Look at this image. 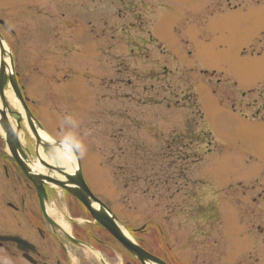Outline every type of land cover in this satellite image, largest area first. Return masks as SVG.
<instances>
[{"label":"rangeland","instance_id":"1","mask_svg":"<svg viewBox=\"0 0 264 264\" xmlns=\"http://www.w3.org/2000/svg\"><path fill=\"white\" fill-rule=\"evenodd\" d=\"M35 1L0 0L15 70L119 226L151 253L164 236L179 264H264V3L219 0L209 15L208 0H56L43 20ZM186 119L207 133L194 166L176 147L156 151ZM43 155L62 166L58 149ZM51 187L60 222L76 203ZM104 241L108 264H123Z\"/></svg>","mask_w":264,"mask_h":264},{"label":"flooded vegetation","instance_id":"2","mask_svg":"<svg viewBox=\"0 0 264 264\" xmlns=\"http://www.w3.org/2000/svg\"><path fill=\"white\" fill-rule=\"evenodd\" d=\"M42 1V3L35 1L37 11L44 14L47 9V19L44 16L41 18L51 20L56 14V0ZM231 1H235L237 7L241 5L238 1L242 0ZM255 3L263 4L264 0H256ZM21 13L23 20V12ZM0 21L1 35L9 44L7 42L9 22L1 18ZM15 74L23 101L15 100L13 104L9 102L6 92L10 90L7 84L0 94V264H108V260L115 257L110 247L112 245L90 231L89 226L95 224L86 217L82 226L76 222L79 218H84L80 217V214L85 216V211L76 204V210L69 208L67 201L68 214L61 210L59 224L56 213H53V207L57 205L53 199L56 191L47 184H42L44 195L40 196L37 191L36 187L40 185L35 184L34 180L40 175L41 160L36 149V140L25 121L24 109L34 125L37 124V127L41 125L45 132L46 130L37 117L35 102L28 99L25 94L21 76L16 70ZM193 130L189 127L188 133H180L170 140H165L162 144L165 148L160 150L163 149L165 155L168 149L177 146L181 161L195 165L198 161L201 138ZM185 140L188 141L187 144L184 143ZM185 146L188 149H185ZM159 154L161 155V152ZM63 194L68 196L64 192ZM183 198H186L185 196L181 199L186 200ZM187 201L191 204L196 203L194 197ZM61 224L66 225L70 231L67 232ZM160 253L168 264H179L177 260H169L164 251ZM123 262L138 264L132 259Z\"/></svg>","mask_w":264,"mask_h":264},{"label":"water","instance_id":"3","mask_svg":"<svg viewBox=\"0 0 264 264\" xmlns=\"http://www.w3.org/2000/svg\"><path fill=\"white\" fill-rule=\"evenodd\" d=\"M2 45H3V40L0 36V50H3ZM12 68L13 67L11 66V71ZM11 71L9 75H6L5 72L2 70L0 64V94H2V89L6 81H8L17 99L22 102L20 93L13 79V74L11 73ZM24 113H25V119L32 133L34 134L37 145L41 144L44 149L47 148L62 149L61 143L40 142V140L38 139L35 133V128L32 119L28 114V112L26 111V109H24ZM38 128H40V126ZM3 129L6 132L5 128ZM66 146L71 150L76 161V166L73 169V172L67 173L64 169L54 168L44 162H41L42 166L46 169V173L49 175L45 176L43 174H40L38 177H35V180L38 181L36 182L34 180L35 184L40 185L36 187L39 195L40 196L44 195L42 184H52L57 188L63 189L64 191L72 195L74 198H76L81 203V205H83L86 208L92 219L96 223H98L101 227H103L138 262H140L141 264H164L156 257L145 252L143 249L137 246L132 240H130L126 235L123 234L114 215L99 200H97L88 190L80 171V165L77 158V154L71 146L69 145ZM52 171L58 173L62 177V179L50 175V172ZM25 172L27 173V171Z\"/></svg>","mask_w":264,"mask_h":264},{"label":"bare ground","instance_id":"4","mask_svg":"<svg viewBox=\"0 0 264 264\" xmlns=\"http://www.w3.org/2000/svg\"><path fill=\"white\" fill-rule=\"evenodd\" d=\"M1 34V32H0ZM2 49L3 50H0V64H1V68L2 70L5 72V74H10V54L8 53V50H7V47L5 46V44L2 45ZM3 54V55H2ZM8 99L10 100V98L8 97ZM12 104H13V101H12ZM40 138L42 140H46V141H50V138L48 136H46V134L40 130H37ZM59 150V158L61 160V164L62 166H64L66 168V171L67 172H73V168L75 167L76 165V162H75V159L73 157H68L66 154H65V150H62V149H58ZM43 157V156H42ZM39 172L40 169H39ZM62 228L66 229L67 232L68 229H67V226L61 224ZM124 231V234H125V230Z\"/></svg>","mask_w":264,"mask_h":264},{"label":"snow or ice","instance_id":"5","mask_svg":"<svg viewBox=\"0 0 264 264\" xmlns=\"http://www.w3.org/2000/svg\"><path fill=\"white\" fill-rule=\"evenodd\" d=\"M208 3H213V4L216 5L215 10H213V9H210V10H209V15H215V14H216V10H219L220 7H221V5H220V3H219V0H208ZM223 3H224V5H226L227 7L232 8L233 10H235L236 5L232 4V3L230 2V0H223ZM205 7H208V4H206ZM186 26H187V22H180V23H177V24L175 25L176 35H177L178 37H183V38H185V42H187L186 37H184V33H185V30H186ZM200 38H206V37H204L203 35H201ZM241 54L243 55V53H241ZM189 55H191V52H189Z\"/></svg>","mask_w":264,"mask_h":264},{"label":"trees","instance_id":"6","mask_svg":"<svg viewBox=\"0 0 264 264\" xmlns=\"http://www.w3.org/2000/svg\"><path fill=\"white\" fill-rule=\"evenodd\" d=\"M164 250H165V248H164V247H161V248L159 249L158 253H160L161 251H164Z\"/></svg>","mask_w":264,"mask_h":264}]
</instances>
